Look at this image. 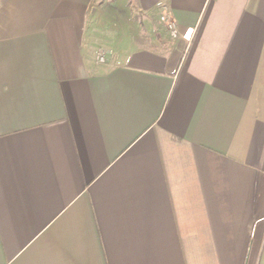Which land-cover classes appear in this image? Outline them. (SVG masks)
Masks as SVG:
<instances>
[{
  "label": "crops",
  "instance_id": "1",
  "mask_svg": "<svg viewBox=\"0 0 264 264\" xmlns=\"http://www.w3.org/2000/svg\"><path fill=\"white\" fill-rule=\"evenodd\" d=\"M97 2L0 0V264H264V0Z\"/></svg>",
  "mask_w": 264,
  "mask_h": 264
},
{
  "label": "rangeland",
  "instance_id": "2",
  "mask_svg": "<svg viewBox=\"0 0 264 264\" xmlns=\"http://www.w3.org/2000/svg\"><path fill=\"white\" fill-rule=\"evenodd\" d=\"M95 10L87 39L94 38L96 58L99 51H104L107 60L108 53L114 47L113 39L119 40L123 32L133 37L136 43L138 26L143 24L147 14L139 9L135 0H98Z\"/></svg>",
  "mask_w": 264,
  "mask_h": 264
},
{
  "label": "built area",
  "instance_id": "3",
  "mask_svg": "<svg viewBox=\"0 0 264 264\" xmlns=\"http://www.w3.org/2000/svg\"><path fill=\"white\" fill-rule=\"evenodd\" d=\"M161 20L163 21V23L166 25V27L168 29H171V30H176L177 29V23H176L175 19L172 17V15L169 12L165 11L161 15ZM105 54L106 53L104 51H100L98 53V56H97V61L105 62Z\"/></svg>",
  "mask_w": 264,
  "mask_h": 264
}]
</instances>
